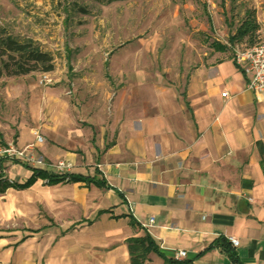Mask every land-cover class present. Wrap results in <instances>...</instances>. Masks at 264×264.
Instances as JSON below:
<instances>
[{"label": "crops", "instance_id": "1", "mask_svg": "<svg viewBox=\"0 0 264 264\" xmlns=\"http://www.w3.org/2000/svg\"><path fill=\"white\" fill-rule=\"evenodd\" d=\"M115 73L112 98L108 86L80 107L61 87L28 91L12 143L39 133L37 153L87 181L35 178L0 195V218L22 226L1 233L0 264H133L130 241L147 235L158 252L143 264H264V91L233 59L194 67L183 88L130 61ZM0 172L33 175L5 160ZM220 238L239 241V263L210 248Z\"/></svg>", "mask_w": 264, "mask_h": 264}, {"label": "rangeland", "instance_id": "2", "mask_svg": "<svg viewBox=\"0 0 264 264\" xmlns=\"http://www.w3.org/2000/svg\"><path fill=\"white\" fill-rule=\"evenodd\" d=\"M250 12L264 43V0H0V26L37 42L55 65L51 73L0 78V140L13 142L28 123L35 87H61L78 107L102 102L104 88L112 87V98L117 87L115 66L130 61L183 88L194 67L234 58L233 49L220 52L214 44L230 46ZM44 74L49 83H41ZM19 228L16 216L0 218V235Z\"/></svg>", "mask_w": 264, "mask_h": 264}, {"label": "trees", "instance_id": "3", "mask_svg": "<svg viewBox=\"0 0 264 264\" xmlns=\"http://www.w3.org/2000/svg\"><path fill=\"white\" fill-rule=\"evenodd\" d=\"M100 3L111 4L117 1L127 0H94ZM260 25L257 23L253 13H248L245 20L240 24L236 33L230 36L228 45L214 44L215 49L220 52H226L236 45H244L246 48L259 44ZM54 58L44 52L40 46L32 39L21 41L9 34L6 29L0 26V78L20 77L32 73L42 72L51 73L54 71ZM32 177L25 184H16L3 177L0 172V195L6 193L10 188L22 190L28 188L35 182V178L47 180L49 185H55L65 182H79L86 179L71 174H56L46 170L31 169ZM87 181V180H86ZM136 224L135 222L133 225ZM130 252L133 264H143L146 262L151 252H158L152 239L147 235L143 239H134L130 241ZM222 249L234 263H239L237 254L231 242L225 238L216 240L210 247ZM171 264H185L170 261ZM188 264V263H186Z\"/></svg>", "mask_w": 264, "mask_h": 264}, {"label": "built area", "instance_id": "4", "mask_svg": "<svg viewBox=\"0 0 264 264\" xmlns=\"http://www.w3.org/2000/svg\"><path fill=\"white\" fill-rule=\"evenodd\" d=\"M234 51L233 61L235 65L243 71L248 78V89L256 93L264 91V43H259L250 48H241L236 45L231 47ZM50 80L45 74L41 83H49ZM224 97H228V93H223ZM36 136V144L26 147H18L15 143H3L0 141V162L10 161L20 163L28 168L37 170H52L58 174H69L73 168L72 164L66 161L56 163L48 162L43 156L37 153V145L44 143V138L39 133ZM151 220L150 223H153ZM232 246L236 247L239 241L232 238ZM186 256L185 252H180L178 258Z\"/></svg>", "mask_w": 264, "mask_h": 264}]
</instances>
